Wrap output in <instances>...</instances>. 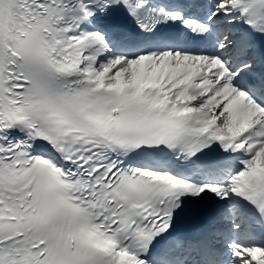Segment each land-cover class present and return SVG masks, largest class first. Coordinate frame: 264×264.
Instances as JSON below:
<instances>
[{
    "label": "snow or ice",
    "instance_id": "obj_1",
    "mask_svg": "<svg viewBox=\"0 0 264 264\" xmlns=\"http://www.w3.org/2000/svg\"><path fill=\"white\" fill-rule=\"evenodd\" d=\"M0 264H264V0H0Z\"/></svg>",
    "mask_w": 264,
    "mask_h": 264
}]
</instances>
